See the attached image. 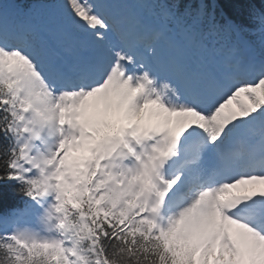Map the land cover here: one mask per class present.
I'll list each match as a JSON object with an SVG mask.
<instances>
[{
    "label": "snow or ice",
    "instance_id": "snow-or-ice-1",
    "mask_svg": "<svg viewBox=\"0 0 264 264\" xmlns=\"http://www.w3.org/2000/svg\"><path fill=\"white\" fill-rule=\"evenodd\" d=\"M206 15L0 0V264H264V39Z\"/></svg>",
    "mask_w": 264,
    "mask_h": 264
},
{
    "label": "trees",
    "instance_id": "trees-1",
    "mask_svg": "<svg viewBox=\"0 0 264 264\" xmlns=\"http://www.w3.org/2000/svg\"><path fill=\"white\" fill-rule=\"evenodd\" d=\"M22 4H29L32 0H18ZM185 4L190 0H183ZM207 15L202 19L208 22L210 17H214L218 23L219 19L226 17L228 21L235 22L240 34L246 38L251 47L259 52L262 39L260 35L259 18L264 16V0H203ZM8 197L4 207L22 206L24 197L17 195L14 185H7Z\"/></svg>",
    "mask_w": 264,
    "mask_h": 264
}]
</instances>
